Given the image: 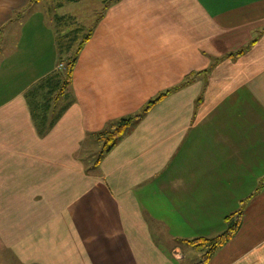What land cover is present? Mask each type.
<instances>
[{"label":"crops","instance_id":"1","mask_svg":"<svg viewBox=\"0 0 264 264\" xmlns=\"http://www.w3.org/2000/svg\"><path fill=\"white\" fill-rule=\"evenodd\" d=\"M238 213L205 264H264V0H0V264H182Z\"/></svg>","mask_w":264,"mask_h":264},{"label":"trees","instance_id":"2","mask_svg":"<svg viewBox=\"0 0 264 264\" xmlns=\"http://www.w3.org/2000/svg\"><path fill=\"white\" fill-rule=\"evenodd\" d=\"M87 38H85L80 46L77 48V52L74 55V57L70 58L66 61V64L63 66L64 70V79L60 86L55 87V90H60V95L62 92L67 88L68 83L71 79L72 72L75 66L76 62V55L79 52L81 46L86 42ZM43 84H41L42 86ZM43 90V89H42ZM39 91H37L36 96H39ZM46 96H50L51 94L48 92L47 94L44 93ZM36 98V97H35ZM161 97L149 102L142 112L138 115H135L133 117H128L125 119H121L116 124H113L109 129L105 130L104 132H101L97 134V138L103 142V146L101 149V154L98 157V159L95 161L98 164V160L106 153H108L110 150H112L115 145L119 142V140L122 138L124 132L126 129L135 121H137L139 118L142 117V115L146 114L153 105H155ZM36 114V111L34 112ZM232 219V220H231ZM227 222V229L225 232L220 234L219 236H216L211 239H196L192 241H187L188 244L192 245L195 248H199L202 251H204V254L202 256V259L199 264H205L215 253V251L220 248L221 246L225 245L235 234V232L239 228V222H240V214L231 215L226 218Z\"/></svg>","mask_w":264,"mask_h":264},{"label":"rangeland","instance_id":"3","mask_svg":"<svg viewBox=\"0 0 264 264\" xmlns=\"http://www.w3.org/2000/svg\"><path fill=\"white\" fill-rule=\"evenodd\" d=\"M41 14V13H40ZM34 15H35V12H34ZM36 19H38L37 17H36ZM41 25V24H40ZM52 26V25H51ZM43 31H45V30H43ZM86 34H87V32H85V33H83V34H81V39H78V41H71L72 42V45H71V47H70V49H68V51L70 52V53H68L67 55H69L70 54V56H72V57H74V54H71V53H73L75 50H77V48H78V46H79V44H80V42L82 41V39L86 36ZM70 41H64V43H69ZM76 52V51H75ZM68 57V56H67ZM70 59V58H69ZM66 61L67 60H65V63H60L59 65H63L64 66V64H66ZM47 91L50 93V94H52L50 97H48V96H46V98L47 99H51V97H53V92L55 91V87L54 86H51V87H46V90H44V93H46L47 94ZM61 98H63V100L65 99V97H63V96H61ZM56 107L53 109V110H51V112H53V113H58V109H60V108H58V106H57V104L55 105ZM37 111H39V110H37ZM96 148V150H94V151H89V150H84V147H83V151L82 152H79V153H77L78 154V156L79 155H81V157H82V163H83V166H84V169L86 170V172L87 173H89V174H91V173H93V172H95L97 169H99V167H94V162L98 159V157L100 156V154H101V150L99 151V152H96V151H98L99 149H97V147H95ZM76 154V155H77ZM96 164V163H95ZM96 166H97V164H96ZM227 218V217H226ZM232 220V219H231ZM226 225H227V222H226ZM168 246H169V244H168ZM192 249H194V248H192ZM198 249V250H197ZM191 253L190 254H188V257L186 258V260L182 263V264H195V263H200V261H201V259H202V256H203V254H204V251H202L201 249H199V248H196V250L195 251H193V250H189ZM195 252V253H194Z\"/></svg>","mask_w":264,"mask_h":264},{"label":"built area","instance_id":"4","mask_svg":"<svg viewBox=\"0 0 264 264\" xmlns=\"http://www.w3.org/2000/svg\"><path fill=\"white\" fill-rule=\"evenodd\" d=\"M59 68H63V65H59Z\"/></svg>","mask_w":264,"mask_h":264}]
</instances>
